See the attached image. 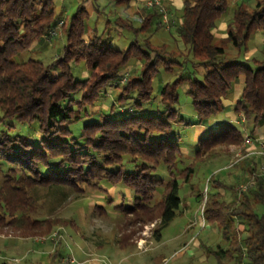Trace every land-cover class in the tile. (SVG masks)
I'll use <instances>...</instances> for the list:
<instances>
[{
    "label": "trees",
    "instance_id": "trees-1",
    "mask_svg": "<svg viewBox=\"0 0 264 264\" xmlns=\"http://www.w3.org/2000/svg\"><path fill=\"white\" fill-rule=\"evenodd\" d=\"M87 2L96 16H105L102 33L113 23L131 32L134 41L117 50L108 32L102 40L100 31L87 24ZM130 2L81 0L70 17L57 20L53 0H0V234L9 227L17 237L37 238L51 234L52 228L74 227L71 219L37 216L36 190L66 188L85 194L105 192L104 184L122 185L133 196L132 206L112 208L122 228L157 220L152 239L159 241L179 214V189L189 183L195 163L215 148L242 145L246 131L264 125V59L243 58L249 39L264 29V0L238 4L220 39L214 37L216 21L230 0H184L179 16L170 7L148 2L137 20L107 12L110 4L127 7ZM90 29L94 35L86 39ZM160 29L182 47L154 44L151 37ZM143 32L150 36L139 41ZM61 37L65 43L49 64L16 59ZM131 59L140 62V71L118 80ZM80 62L87 73L81 78L72 74ZM159 73L178 76L158 84L155 95L153 80ZM240 77L244 88L233 111L243 115V122L209 128L196 141L192 162L181 169L180 130L186 125L179 113L178 88L187 85L194 116L208 126L206 120L224 113L223 100ZM108 86L119 88L117 100L106 110L91 112L106 99ZM155 98L161 110L144 108ZM125 100L132 115L121 117L118 108ZM161 170L166 179L156 176ZM242 173L247 179L238 177L245 188L210 179L215 191L205 194L203 217L216 226L220 241L202 247L216 264H264V211L256 212V206L264 208V167L257 171L249 166ZM220 188L232 191L230 199ZM195 198L200 202L201 194ZM94 209L105 214L101 207ZM127 238H117L119 249L131 246Z\"/></svg>",
    "mask_w": 264,
    "mask_h": 264
},
{
    "label": "rangeland",
    "instance_id": "rangeland-1",
    "mask_svg": "<svg viewBox=\"0 0 264 264\" xmlns=\"http://www.w3.org/2000/svg\"><path fill=\"white\" fill-rule=\"evenodd\" d=\"M53 1L57 20L70 17L78 5V0ZM243 2L247 4L248 0H230V7L223 14V17H226V19L229 17L230 19L234 8ZM90 11L91 19L87 21L90 28L97 26V22H100V24L104 23L103 20L100 21L97 18V21L94 22L95 16L92 9ZM109 11L107 10V12ZM131 17H135V15H131ZM134 24L139 26L138 22H134ZM108 28L109 30L104 31V33L101 30L98 36L104 40L108 32L113 37L111 45L113 48L117 50L125 49L134 41V35L131 32L120 30L113 23ZM162 30L160 29L157 34L151 37V41L154 44L161 45L166 43L169 45V49H173L174 46L182 47L175 32L171 30L174 40L177 39L176 44L172 41L168 32ZM91 31L90 29L87 32L86 39L94 35ZM148 35L149 33L143 32L137 39L141 41L140 39L150 36ZM220 35L221 33L217 32L214 36L215 39H220ZM60 39L55 43L50 39L46 41L49 47L40 45L32 50L33 52L22 53L16 59L25 61L28 58H32L40 60L44 64H49L51 58L56 55V49L59 48L60 43H65L63 37ZM228 47L231 49L230 46ZM139 71L140 62L136 59H131L119 71L118 80L120 78L124 80L128 75H137ZM72 74L80 78L85 77L87 73L84 63L76 64L72 68ZM177 76L176 74H168L167 77H164V74L159 73L153 80L154 94L156 95L158 91L160 86L158 84L174 80ZM118 80L114 85H116ZM105 89L107 91L106 99L104 102L101 101L97 107L91 109V112L101 109L106 110L107 105L109 106L112 102H115L120 95L117 87L108 86ZM186 91H188L186 84L178 88L179 113L180 117L183 118L184 125H186L184 129L180 130L179 148L183 154L179 165L181 169L192 162L193 153L196 150V141L204 137L209 128L212 129V127L220 123L214 122L213 119H208L206 121L209 128L203 129L207 125L194 116L190 97L186 94ZM154 94L153 97L155 96ZM129 106L130 101L125 100L118 108L121 117L132 115L129 111ZM144 108H151L155 112L161 110L157 98L147 103ZM220 117H224V113ZM9 124L15 125L12 121H9ZM201 130L203 132L197 135ZM240 149L239 146L218 147L195 163V171L189 183L181 184L179 189V198L181 199L179 214L162 230L161 239L155 242L152 239V232L157 220L144 223L137 222L132 227L122 228L120 215L112 208L120 206L122 203L125 207L133 205L131 192L122 185L113 187L103 184L104 193L88 191L85 194L76 193L66 188L53 190L38 188L35 192L38 209L34 213L42 217L50 214L52 218L58 217L68 221L71 219L74 227L68 225L52 228L51 234L47 236L25 239L17 237V233L13 232L9 227L2 229V234H0V264H216L215 259L208 257L202 247V244L215 247L220 241V233L216 226L206 224L203 217L207 197L205 194L206 192L211 194L215 191L211 188L210 179H218L226 185H232L236 182L244 185L240 180L242 178L238 177L243 174L244 180L247 179V175L242 173L245 168V162L240 159L242 154ZM125 170L130 171L127 166ZM156 176L163 179L167 178L163 170ZM219 191L224 194L226 200L230 199L231 190L220 188ZM198 193L201 194L200 202L196 201L195 198ZM109 200L112 202L110 205ZM99 207L104 209L105 214L95 211L94 208L98 210ZM21 208L22 211L25 210V207ZM263 211L264 208L262 206H256L257 214H261ZM149 212L150 214L152 213V211ZM6 220L8 221L9 218L6 217ZM123 234L127 235V239L131 240L132 243L130 244L131 246L119 249L117 241ZM189 240L191 242H189V246L183 247Z\"/></svg>",
    "mask_w": 264,
    "mask_h": 264
},
{
    "label": "crops",
    "instance_id": "crops-1",
    "mask_svg": "<svg viewBox=\"0 0 264 264\" xmlns=\"http://www.w3.org/2000/svg\"><path fill=\"white\" fill-rule=\"evenodd\" d=\"M81 0H78V3ZM110 0H102V3H107ZM150 0H131V2L128 4L127 7H125L123 4L121 5H113L110 4L107 8L109 11L110 16H120V17H126L129 20H137L138 14H140V11L142 8L146 6V3ZM160 5H163L165 7H170L174 10L175 15L179 16L181 14L182 4L184 0H157ZM85 7L88 10V13L91 17V11H90V4L87 2L85 4ZM230 7V4L228 5ZM228 9V8H227ZM235 10V8H234ZM233 10V11H234ZM106 11V10H105ZM94 14V12H93ZM135 15V17H131V15ZM95 16L94 22L97 21V19H100L104 21L105 16ZM97 18V19H96ZM224 18L223 15L216 21V27H215V34L217 32H220V37L225 36V29L227 22L229 20V17ZM98 25H95V29L97 31H103V24L100 22H97ZM92 32V31H91ZM214 34V36H215ZM251 57L257 58L258 60L264 59V29L258 31L255 33L248 41L247 43V51L243 55L244 59H249ZM244 88V78L240 77L233 85V88L228 96V98L223 100V106H224V117H217L214 120V122H228V123H236L239 124V116H237L233 111L234 104L239 100L240 93L242 89ZM224 119V120H220ZM241 123V122H240ZM209 128L208 126L203 127V129ZM203 130L197 133V135H200ZM245 136L250 137V142L242 143V145L239 146L241 151L240 159L241 161L245 162V168L246 170L249 166H253L256 168V170L260 171L264 167V125L261 127H258L255 129L252 133L245 132ZM231 147V146H230ZM242 170V169H241ZM193 226V225H192ZM194 227V226H193ZM188 229V228H187ZM9 237V236H8ZM191 240V239H190ZM187 241L183 247H188L191 243ZM190 242V243H189Z\"/></svg>",
    "mask_w": 264,
    "mask_h": 264
},
{
    "label": "built area",
    "instance_id": "built-area-1",
    "mask_svg": "<svg viewBox=\"0 0 264 264\" xmlns=\"http://www.w3.org/2000/svg\"><path fill=\"white\" fill-rule=\"evenodd\" d=\"M153 3H154V4H158V1H157V0H151V1H148L147 5L150 6V5H152ZM239 120H240V122H243V120H244V117H243L241 114L239 115ZM247 142H250V137L245 136V138H244V143H247ZM241 187H242V188H245L244 185H242ZM205 190H206V188H205ZM201 214H202V213H201Z\"/></svg>",
    "mask_w": 264,
    "mask_h": 264
}]
</instances>
